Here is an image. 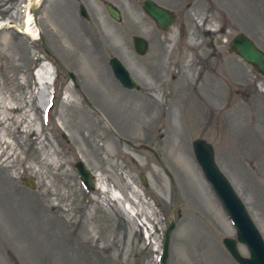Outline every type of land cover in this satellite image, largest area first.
<instances>
[{"label": "rangeland", "instance_id": "1", "mask_svg": "<svg viewBox=\"0 0 264 264\" xmlns=\"http://www.w3.org/2000/svg\"><path fill=\"white\" fill-rule=\"evenodd\" d=\"M27 1L0 0L1 26L21 25ZM144 1L43 0L38 39L0 30V116L10 106L15 117L0 125V264H159L171 218L167 264H237L223 245L237 230L195 157L198 139L214 148L264 240V76L228 52L240 33L264 52V0H153L177 14L168 32ZM133 36L149 42L147 55ZM114 58L140 90L115 78ZM44 60L56 70L46 113L35 77ZM96 175L111 194L96 189ZM128 180L146 206L128 203Z\"/></svg>", "mask_w": 264, "mask_h": 264}, {"label": "water", "instance_id": "2", "mask_svg": "<svg viewBox=\"0 0 264 264\" xmlns=\"http://www.w3.org/2000/svg\"><path fill=\"white\" fill-rule=\"evenodd\" d=\"M38 7L32 8V14L37 25V10ZM144 12L155 22V24L164 32L169 31L177 22V15L160 5L153 0H145L142 4ZM106 10L108 14L117 22L122 21L121 12L112 4H107ZM81 15L89 20V14L84 5L80 6ZM16 27L13 25L0 26L2 29H10ZM134 48L138 55L145 56L149 51V42L141 37H133ZM229 49L232 53L237 55L245 63L250 65L257 74L264 76V52L251 40L246 34L240 33L230 42ZM110 66L114 72L116 79L122 86L129 90H140V86L136 84L131 77L129 71L116 58L110 61ZM72 81L76 83L75 76L69 74ZM193 149L196 159L201 166L207 180L211 183L214 191L221 203L223 204L228 216L233 221L237 229V239L225 238L223 245L238 264H264V240L253 222L245 204L233 188L230 181L221 172L215 161V150L211 144L203 139H198L193 143ZM156 158L159 157L155 154ZM159 162H161L159 160ZM162 164V162H161ZM165 172L173 181L172 176L167 172L165 166L162 164ZM76 169L82 179L87 184L90 190L95 187L93 185V175L86 168L85 164L80 161L76 164ZM141 181L144 186H147L146 177L142 175ZM29 186L33 188L32 180ZM175 220L171 218V224L165 233V242L163 245V256L161 264H167L169 257V245L171 234L175 229ZM239 245L245 246L249 251V256L245 257L239 250Z\"/></svg>", "mask_w": 264, "mask_h": 264}, {"label": "bare ground", "instance_id": "3", "mask_svg": "<svg viewBox=\"0 0 264 264\" xmlns=\"http://www.w3.org/2000/svg\"><path fill=\"white\" fill-rule=\"evenodd\" d=\"M42 2L43 0H28L27 4L25 5L24 20L22 24L19 26L14 25L17 28V30H21V32L25 34L27 37H29L30 39L36 40L39 38L41 34L39 28L35 26L36 23H35L33 14H32V8L40 6ZM9 23L11 22H5L4 25L6 24L10 25ZM1 25L2 24L0 23V26ZM35 77H36V83L48 92L45 103L41 107L42 111L46 112L47 105L49 101L51 100V94H52L51 88L55 84L56 70L53 67V65H51L48 61L44 60L42 66L36 71ZM46 88H48L49 90ZM4 109H5L6 116L4 115L5 117H2V118L0 116V125L4 126L5 129H8V124L10 123V121L15 119V117L9 115V113L12 112L14 109L11 108L10 106H5ZM96 177H97L96 189L100 190L103 194H106V195L111 194L112 192L109 191V188L105 180L99 177V175H96ZM127 185L131 186L132 188V190L130 191L129 197H128L129 198L128 203L134 206L135 205L137 206V204H142L146 206L147 203L145 199L143 198L144 193L142 192V190H140L132 180H128ZM110 200L114 202L116 201L120 202V200L118 198H114V196H112ZM130 208L132 209L134 213L137 211V209H134L132 207ZM136 213L138 214V211ZM145 215L147 216V218H151L155 216V212L149 206H147V208L145 207ZM147 232H149L148 228H147ZM149 238L151 239V235L149 236ZM156 249L159 251V246H157Z\"/></svg>", "mask_w": 264, "mask_h": 264}, {"label": "flooded vegetation", "instance_id": "4", "mask_svg": "<svg viewBox=\"0 0 264 264\" xmlns=\"http://www.w3.org/2000/svg\"><path fill=\"white\" fill-rule=\"evenodd\" d=\"M213 50H214V53L211 54V58H214V57L216 56V52H215L216 49L213 48ZM228 52L231 53V54H233V55H235L234 53H232V52L230 51L229 48H228ZM219 57H220V60H221V62H222V61H223L222 57H221V56H219ZM219 57H218V58H219ZM224 76H225V74L222 73V78H223ZM224 80H226V77H224ZM75 87H76V86H75ZM76 88L79 89L78 87H76ZM238 93H239V92H236V94H238ZM80 96H81L80 98L83 100V102H85V103L88 105L89 108L93 109V108H92V105L90 104V102L87 101V100H89L90 98H89V97H86L84 94H81ZM229 97H230V96H229ZM233 98H234V93L231 91V99H230V100L232 101Z\"/></svg>", "mask_w": 264, "mask_h": 264}]
</instances>
